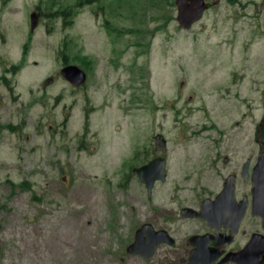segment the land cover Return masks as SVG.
I'll return each mask as SVG.
<instances>
[{
	"label": "rangeland",
	"instance_id": "374dc122",
	"mask_svg": "<svg viewBox=\"0 0 264 264\" xmlns=\"http://www.w3.org/2000/svg\"><path fill=\"white\" fill-rule=\"evenodd\" d=\"M174 1L0 0V264H120L136 226L162 225L158 202L209 183L200 148L257 152L264 0H205L187 29ZM72 64L81 86L60 75ZM159 133L167 175L149 196L132 167ZM165 222L176 235L190 224Z\"/></svg>",
	"mask_w": 264,
	"mask_h": 264
},
{
	"label": "flooded vegetation",
	"instance_id": "af4514ba",
	"mask_svg": "<svg viewBox=\"0 0 264 264\" xmlns=\"http://www.w3.org/2000/svg\"><path fill=\"white\" fill-rule=\"evenodd\" d=\"M5 84L8 85L7 82ZM192 97L193 94L187 96L188 100ZM262 97L261 111L254 125L258 143L254 152H257L247 156L244 161L236 162L233 161V146L228 148L212 143L205 150L200 148L197 157L199 167L202 163L203 169L198 170L199 176L196 179L209 183L197 193L186 194L181 198V203L177 198L158 202L155 207L159 216L164 219L162 225L156 226L152 222L155 219L152 218L136 226L123 245L120 251L122 254L116 257L117 262L128 264L129 260L136 257L149 264H264V188L256 191L257 176L254 174L258 160L264 158V83ZM173 107H177L176 103L171 104V110L175 114L183 112L186 115L198 110L205 116L208 111L206 107L199 106L195 109L187 107L185 103L182 108L174 110ZM6 124L10 129L9 124ZM204 128L202 126L200 130ZM214 128L222 136L225 135L223 130L216 126ZM152 143L150 150L145 151L147 160L137 164V167L153 159L164 158L165 178L155 179L148 189L135 171L137 167H132L149 196L153 194L151 191L158 182L166 180L169 150L166 144L163 146ZM195 164L196 162L193 167ZM216 164L227 171H214ZM206 171H213L207 180L201 176ZM213 180L220 181L217 191H211L212 188L209 187L213 186ZM196 212L198 215H195ZM239 212L242 213L238 219ZM172 218L189 221L187 231L176 235L165 222ZM248 244L249 248L244 251Z\"/></svg>",
	"mask_w": 264,
	"mask_h": 264
},
{
	"label": "water",
	"instance_id": "95a60500",
	"mask_svg": "<svg viewBox=\"0 0 264 264\" xmlns=\"http://www.w3.org/2000/svg\"><path fill=\"white\" fill-rule=\"evenodd\" d=\"M217 1L218 0H214L213 2L216 3ZM175 4L177 6L176 19L179 25L184 28H189L195 21L201 19L204 10L208 8L205 0H175ZM36 24L37 15L32 13L30 24L31 29H33ZM60 73L69 83L75 86L82 84L86 79L85 72L76 65H66L60 70ZM50 80L51 79H46L45 82ZM154 142L156 145H165L163 135L160 133L155 135ZM164 169V158H157L156 160L153 159L149 161L141 167L135 168V171L137 172L141 181L146 185V187L149 188L155 179L163 180L165 178ZM254 174L257 176L255 188L256 191H259L261 188H264V158L258 160ZM241 213L242 212H239L238 219L241 217ZM195 215H198V212H196ZM248 248L249 244L245 247L244 251H247Z\"/></svg>",
	"mask_w": 264,
	"mask_h": 264
},
{
	"label": "bare ground",
	"instance_id": "6f19581e",
	"mask_svg": "<svg viewBox=\"0 0 264 264\" xmlns=\"http://www.w3.org/2000/svg\"><path fill=\"white\" fill-rule=\"evenodd\" d=\"M62 243H63V242H62ZM63 244H64V243H63ZM65 245H66V244H65ZM62 246H64V245H62ZM62 246H61V247H62ZM63 248H64V247H63ZM56 255H57V254H56Z\"/></svg>",
	"mask_w": 264,
	"mask_h": 264
}]
</instances>
